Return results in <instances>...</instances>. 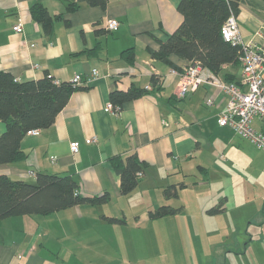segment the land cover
I'll list each match as a JSON object with an SVG mask.
<instances>
[{
    "label": "crops",
    "instance_id": "obj_1",
    "mask_svg": "<svg viewBox=\"0 0 264 264\" xmlns=\"http://www.w3.org/2000/svg\"><path fill=\"white\" fill-rule=\"evenodd\" d=\"M70 1L0 0V70L22 81L46 72L59 81H71L77 73L86 78L93 68L99 70L83 84L86 88L72 93L53 125L22 139L26 157L1 164L0 173L26 181L32 180L30 170L36 175L71 174L83 195H107L108 200L48 215L2 219L0 264H110L129 261L132 255L140 260L132 249L145 245L143 227L161 221L150 211L165 204L183 206L178 214L195 209V230L216 231L213 223L219 215L226 216L225 225L234 235L222 238L225 246L233 240L240 246L255 242L246 232L251 224L264 228V205L256 203V191L243 190L249 180L254 190L263 184L259 181L264 178V150L231 127L219 125V114L229 100L224 91L206 83L179 98V78L172 70L188 60L172 55L174 68L150 51L158 50L160 41L182 23L180 0H108L105 8L81 2L77 10L67 12ZM37 2L52 15L63 14L51 33L31 16ZM113 18L119 27L109 30L106 22ZM237 19L244 41L264 45V0H243ZM20 20L23 30L18 32L14 25ZM130 47L135 50L134 64L122 57ZM91 49L96 53L75 55ZM241 72V65L225 64L216 75L238 82ZM153 73L164 81L161 91L127 101L119 112L106 109L112 91L132 84L147 87ZM208 97L213 98L212 105L207 104ZM252 124L264 130L260 119ZM5 129L0 120V135ZM94 136L97 140L88 143ZM71 142L79 143L77 152L71 151ZM133 153L146 167L137 187L123 194L112 158ZM179 183L184 185L178 197L167 199L164 189ZM201 214L202 221L197 217ZM112 217L119 220L111 221Z\"/></svg>",
    "mask_w": 264,
    "mask_h": 264
},
{
    "label": "trees",
    "instance_id": "obj_2",
    "mask_svg": "<svg viewBox=\"0 0 264 264\" xmlns=\"http://www.w3.org/2000/svg\"><path fill=\"white\" fill-rule=\"evenodd\" d=\"M81 2L105 8L108 0H71L66 11L77 10ZM241 2L243 0H180L178 9L183 14V21L166 40L160 41L158 50L150 49L152 56L170 63L174 68L176 65L171 61L172 55L188 61H200L214 74H219L225 64L241 65V45L225 40L222 33L227 18L231 14H239ZM30 13L35 21L42 23L47 33L54 29L55 20L63 16L62 13L50 14L41 2L33 4ZM66 24L70 25V22L66 21ZM81 53L92 55L96 52L94 49L83 50L75 55ZM122 57L134 64V47L123 50ZM163 82L160 75L153 73L151 88L132 84L126 89H115L111 92V101L122 106L132 99L161 91ZM82 88L86 87L75 86L72 81H59L49 72L40 78L22 81L10 72L0 70V120L6 123V129L0 135V165L24 159L26 153L21 142L28 131L53 125L72 93ZM112 163L121 176L122 193H131L137 187L140 181L138 173L146 167V163L136 153L125 159L113 157ZM183 185L167 186L163 191L164 196L167 199L178 197ZM107 200V195H83L80 183L71 174L39 171L36 181L29 182L0 173V221L12 216L48 215L81 203H102ZM182 209L183 206L165 204L151 210L150 216L160 218L179 213ZM109 219L119 220L113 217Z\"/></svg>",
    "mask_w": 264,
    "mask_h": 264
},
{
    "label": "built area",
    "instance_id": "obj_3",
    "mask_svg": "<svg viewBox=\"0 0 264 264\" xmlns=\"http://www.w3.org/2000/svg\"><path fill=\"white\" fill-rule=\"evenodd\" d=\"M109 30H115L119 27V21L115 18L106 22ZM18 32L23 30V22L20 20L14 25ZM224 39L234 44H240L242 53L240 63L242 72L238 82H228L219 78L216 74L204 67L200 61H188V63L179 69H173L172 73L179 78L177 95L184 97L190 92L196 91L199 86L210 83L220 88L228 96L229 100L225 108L219 114L218 123L221 126L231 127L239 136L249 140L257 148L264 150V130H257L253 126L255 119H260L264 124V45L244 41L240 26L235 14H231L222 26ZM99 74L97 68H93L91 73L83 77L81 73L75 74L72 82L75 86L83 85L90 78ZM147 88H151L150 85ZM213 98H207V104L212 105ZM107 110H122L121 105H116L112 101L106 106ZM41 129H31L28 134L39 135ZM96 136L88 138L87 142H95ZM72 152L79 150L78 142H71ZM54 161V160H53ZM36 176L34 170L28 172ZM141 172L138 173V176Z\"/></svg>",
    "mask_w": 264,
    "mask_h": 264
},
{
    "label": "rangeland",
    "instance_id": "obj_4",
    "mask_svg": "<svg viewBox=\"0 0 264 264\" xmlns=\"http://www.w3.org/2000/svg\"><path fill=\"white\" fill-rule=\"evenodd\" d=\"M31 179L29 182L36 181L33 176ZM252 182L253 180H249L243 191H256L258 193L256 203L263 206L264 178L259 181L263 184L255 186V190ZM195 211L190 209L181 214L168 215L165 219L164 216L161 217V221L157 219L150 226H144L141 232L145 233L147 242L132 249L139 253L140 260L132 255L129 261L124 263L115 261L110 264H264V228L251 224L246 234L252 235L255 242L240 246L233 240L231 246H225L223 244L225 240L222 238L227 234L234 235V232L229 231L225 225L226 216L217 217L213 223L216 231H206L201 228L195 230L193 222L195 215L192 214ZM197 217L200 221L203 220L202 214ZM211 218L215 217L211 216ZM243 222L242 217L241 225L244 228L247 223L243 224ZM241 234L247 236L245 231ZM238 242L240 243V239Z\"/></svg>",
    "mask_w": 264,
    "mask_h": 264
}]
</instances>
